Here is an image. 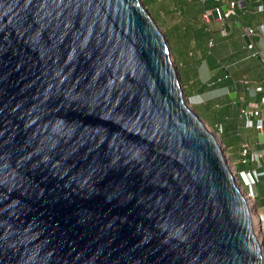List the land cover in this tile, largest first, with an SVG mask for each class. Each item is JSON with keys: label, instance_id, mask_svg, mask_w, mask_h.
<instances>
[{"label": "water", "instance_id": "1", "mask_svg": "<svg viewBox=\"0 0 264 264\" xmlns=\"http://www.w3.org/2000/svg\"><path fill=\"white\" fill-rule=\"evenodd\" d=\"M0 264H264L143 0H0Z\"/></svg>", "mask_w": 264, "mask_h": 264}, {"label": "crops", "instance_id": "2", "mask_svg": "<svg viewBox=\"0 0 264 264\" xmlns=\"http://www.w3.org/2000/svg\"><path fill=\"white\" fill-rule=\"evenodd\" d=\"M234 1H245V3L238 8V15L229 19L226 26L230 33L228 36H223L220 30L224 24L214 21L211 30H209L202 19L205 5L199 0H187L184 12L188 11L192 15L197 13L201 16L206 35L199 38L194 33L188 34L187 37L191 38L192 36L193 38L186 45L187 58L180 62V68L187 80L186 88L189 91V95L187 94L189 97L215 89H229L231 86H236L237 100L230 98L228 90L226 95L201 105L208 113L221 111V122L219 123L223 125L224 138L236 137L241 145L245 140H249L252 144L259 143V149L264 150V144L259 139L262 134L260 131L246 129L244 126L240 127L239 110L235 109L234 102L239 101L241 105L247 107L252 103L260 102L263 96L256 93L254 89L257 86H264V47L261 46L264 43V34L250 38L255 44L253 51L247 49L245 38L247 37V28H256L264 24V11L259 10V6L264 2L263 0ZM182 6L176 7L175 11L180 10L183 13ZM213 6L214 0H208L207 7ZM217 30L221 34V39L217 43L214 42V46L211 48L209 43L214 40L212 35L215 36ZM176 45L179 47L178 43ZM210 53L212 54L210 55ZM205 61L214 73L208 83H203L200 78V67ZM246 81L250 83L251 90L247 89ZM213 84L215 85L210 87ZM227 153L238 166L241 155L236 154L235 147L228 145ZM261 205L260 208L264 209L263 201H261ZM262 216L264 217V214Z\"/></svg>", "mask_w": 264, "mask_h": 264}, {"label": "built area", "instance_id": "3", "mask_svg": "<svg viewBox=\"0 0 264 264\" xmlns=\"http://www.w3.org/2000/svg\"><path fill=\"white\" fill-rule=\"evenodd\" d=\"M202 4L206 5L208 0H199ZM264 2V0H263ZM245 1H234V0H214L213 7H207L202 14V19L205 25L211 30V25L214 21L223 23L224 26L220 30L223 36H228L230 31L228 29L227 22L232 17L238 15V8L241 7ZM264 8V3L259 6L260 11ZM264 27V24L260 25L256 28H247L246 35L249 38L253 36H260L264 34V31H261V28ZM210 47L214 46V40H211L209 43ZM255 48L254 42L251 41L249 45H247V49L253 51ZM247 85V89L251 90V86L249 82H245ZM254 91L256 93L262 94V98L260 102H255L250 104L247 107H243L241 110V121L243 126L246 129H257L261 133H264V86H257ZM189 99V97H188ZM194 105L193 103H190ZM218 133L222 134L224 131L223 125H219L216 127ZM264 144V142H261ZM259 143L252 144L249 140H245L242 143L241 150V164L248 165L253 164L255 166L251 170L239 171L237 168V180L239 186L243 189L246 199L252 201L253 204L256 203L257 194L255 191V187L258 184V178H260V170H264V150L259 149ZM247 200V201H248ZM255 205V204H254ZM259 223L255 224L256 230L260 233L264 238V217L260 216L258 218Z\"/></svg>", "mask_w": 264, "mask_h": 264}, {"label": "rangeland", "instance_id": "4", "mask_svg": "<svg viewBox=\"0 0 264 264\" xmlns=\"http://www.w3.org/2000/svg\"><path fill=\"white\" fill-rule=\"evenodd\" d=\"M145 6H147L148 10L157 21L162 31L166 34L169 44L173 53V60L179 68V73L181 76L182 84L185 87L187 94L189 95V91L186 88L187 80L185 77L182 68H180V62L186 60L187 58V43L192 40L187 37L188 34L191 35L195 31L203 28V21L201 16L196 14L188 13V11L184 12V6H186L187 0H143ZM182 6L183 13L180 10L175 11V8ZM188 13V14H187ZM192 21V22H191ZM202 25V26H201ZM204 29V28H203ZM199 38L205 37L202 31L199 33ZM221 34L217 30L215 36L212 35L214 42L217 43L221 39ZM176 43H178L179 47H177ZM212 53H210L211 55ZM187 95V96H188ZM192 107L195 108L196 112L201 116V118L205 121L206 124L214 131V133L218 136L219 141L222 143L223 148L225 150V154L227 156V160L229 162L230 167L233 169V173L237 178V166L232 161V159L228 156L227 146H234L237 155H241L242 145L240 144L239 139L236 137H230V139L224 138L223 133L220 134L217 132L216 127L221 125V111H215L208 113L207 110L201 104H194ZM241 164V160L239 162V166ZM242 166V164H241ZM238 181V180H237ZM242 189V188H241ZM243 190V189H242ZM244 192V191H243ZM264 194V191H263ZM255 204V205H254ZM252 211L257 214L258 218L264 214V209L260 208L257 200L254 203ZM260 221H257L259 223ZM257 231V230H256ZM257 235L259 237V241L263 244V254H264V238L257 231Z\"/></svg>", "mask_w": 264, "mask_h": 264}, {"label": "clouds", "instance_id": "5", "mask_svg": "<svg viewBox=\"0 0 264 264\" xmlns=\"http://www.w3.org/2000/svg\"><path fill=\"white\" fill-rule=\"evenodd\" d=\"M261 10H264L262 8ZM261 31H264V27L261 28ZM264 47V43L261 45ZM214 73L212 70L208 67L207 61L203 62L200 67V78L203 83H208L211 79ZM228 92V89H215L211 92H206L203 94H197L192 97H189V103L193 104H204L208 103L212 100L220 98L222 95H226Z\"/></svg>", "mask_w": 264, "mask_h": 264}, {"label": "trees", "instance_id": "6", "mask_svg": "<svg viewBox=\"0 0 264 264\" xmlns=\"http://www.w3.org/2000/svg\"><path fill=\"white\" fill-rule=\"evenodd\" d=\"M147 7V6H146ZM207 8V4L205 5V9ZM150 11V10H149ZM157 22V21H156ZM202 31V33L203 34H206V31H205V28L203 29H199L198 30V32H194V34L196 35V36H200L199 35V33ZM179 69V68H178ZM215 84H217V83H215ZM215 84H213V85H210V87L211 86H214ZM186 91V90H185ZM187 93V92H186ZM189 97V96H188ZM235 102V109L236 110H239V115H238V119L240 120V127L241 126H243V124H242V121H241V110H242V108L244 107L243 105H241L240 107H238V105H237V102L238 101H234ZM195 109V108H194ZM222 125V124H221ZM223 134H224V131H223ZM223 140H224V136H223ZM255 166H253V164H248V165H242L241 166V164H240V166L238 165L237 166V169L239 170V171H244V170H251V169H253ZM260 178H258V184H257V186L255 187V191H256V194H257V203H258V205H259V207H262V205H261V201H263V207H264V194H263V191H264V170L263 169H261L260 170Z\"/></svg>", "mask_w": 264, "mask_h": 264}, {"label": "bare ground", "instance_id": "7", "mask_svg": "<svg viewBox=\"0 0 264 264\" xmlns=\"http://www.w3.org/2000/svg\"><path fill=\"white\" fill-rule=\"evenodd\" d=\"M189 106L190 107H192V105L189 103ZM193 108V107H192ZM205 126L207 127V129L211 132V133H213L214 135H215V137L217 138V140H218V142H219V144L221 145V148L224 150V148H223V145H222V143L219 141V138H218V136L214 133V131L208 126V124H206L205 123ZM224 152H225V150H224ZM225 156H226V154H225ZM226 159H227V156H226ZM228 161V160H227ZM229 163V162H228ZM230 166V165H229ZM231 168V167H230ZM231 170H232V172H233V169L231 168ZM239 184V183H238ZM240 189H241V187H240ZM241 191L243 192V190L241 189ZM243 194H244V192H243ZM244 196H245V194H244ZM248 200V199H247ZM248 204H249V206H250V208H251V212H252V215H253V221H254V229H255V232H256V234H257V231H256V227L257 226H255V224H257V221H259L258 220V216H257V214L256 213H254L253 211H252V207L254 206L253 205V202L252 201H249L248 200ZM258 236V235H257ZM258 239H259V237H258ZM260 242V241H259ZM260 244L262 245V249H263V244L260 242Z\"/></svg>", "mask_w": 264, "mask_h": 264}]
</instances>
